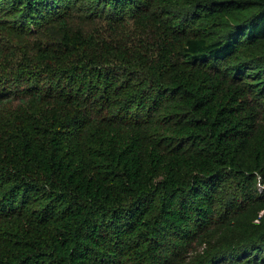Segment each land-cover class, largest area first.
<instances>
[{
	"label": "trees",
	"instance_id": "trees-1",
	"mask_svg": "<svg viewBox=\"0 0 264 264\" xmlns=\"http://www.w3.org/2000/svg\"><path fill=\"white\" fill-rule=\"evenodd\" d=\"M76 1L0 0L58 34L0 93V264H264V0H84L143 50Z\"/></svg>",
	"mask_w": 264,
	"mask_h": 264
},
{
	"label": "rangeland",
	"instance_id": "rangeland-1",
	"mask_svg": "<svg viewBox=\"0 0 264 264\" xmlns=\"http://www.w3.org/2000/svg\"><path fill=\"white\" fill-rule=\"evenodd\" d=\"M96 2L99 3V0ZM72 4L74 8L68 14L70 26L82 28L86 34H92L99 44L103 43V47L114 45L123 48L130 45L131 49L141 48L143 50V46L146 45L142 44L143 40L145 41L151 36L148 30H145V26L136 24L134 18L128 14L117 20L107 15L109 11L105 2H101L102 13L96 12L94 5L91 6V9L88 8V4L84 0H77ZM128 12L129 10H127ZM96 14L101 15L96 17ZM2 17L1 19H3ZM16 21L17 18L0 20V93L3 91V86L11 85L13 93L20 94L26 84L22 74L35 70L39 66L37 65L36 46H51L58 36L57 29L53 27L55 21L38 27L31 34H24L15 27ZM41 68L48 70L44 64L41 65Z\"/></svg>",
	"mask_w": 264,
	"mask_h": 264
}]
</instances>
